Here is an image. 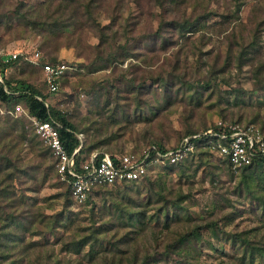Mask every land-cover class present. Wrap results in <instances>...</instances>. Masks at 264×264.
<instances>
[{
  "label": "rangeland",
  "instance_id": "obj_1",
  "mask_svg": "<svg viewBox=\"0 0 264 264\" xmlns=\"http://www.w3.org/2000/svg\"><path fill=\"white\" fill-rule=\"evenodd\" d=\"M84 2L52 13L46 0H0V51L20 53L4 75L63 112L82 158L171 147L217 118L264 128V0ZM198 17L193 31L179 25ZM33 50L73 66L56 92L22 58ZM9 108L0 104V147L17 171L0 176L14 191L0 195V264H264V166L235 173L203 152L77 204L31 119Z\"/></svg>",
  "mask_w": 264,
  "mask_h": 264
},
{
  "label": "built area",
  "instance_id": "obj_2",
  "mask_svg": "<svg viewBox=\"0 0 264 264\" xmlns=\"http://www.w3.org/2000/svg\"><path fill=\"white\" fill-rule=\"evenodd\" d=\"M19 57L18 51H0L1 61ZM22 58L39 66L48 93L56 92L62 76L68 69L73 68L61 60L47 61L38 50L25 53ZM45 104L47 105L46 101ZM11 112L26 114V108L16 104ZM30 119L34 132L54 159L55 177L67 184L71 200L77 204L85 201L96 186L140 180L156 167L199 153L216 156L235 173L254 158L264 156V132L257 125L217 118L202 131L184 135L175 146L160 149L151 144L137 152L123 151L112 155L105 151L92 150L85 158L81 156L77 162L75 154L81 143L68 153L59 139L57 123L34 117ZM77 137L81 139V135L78 134Z\"/></svg>",
  "mask_w": 264,
  "mask_h": 264
},
{
  "label": "trees",
  "instance_id": "obj_3",
  "mask_svg": "<svg viewBox=\"0 0 264 264\" xmlns=\"http://www.w3.org/2000/svg\"><path fill=\"white\" fill-rule=\"evenodd\" d=\"M164 1L176 2V0H154V2L158 5L162 4V2H164ZM94 2H96V0H87V2L86 3L84 2V3L86 5L91 6V4H93ZM53 3H55L56 6H55V11H52V13L63 12V10L67 9L72 3H73L72 6L74 8L73 12L76 13L77 9H79V6H81V4L83 3V0H46V7L50 8V6H52ZM23 5H24L23 1H19V3L17 4V7L19 8ZM208 12L209 11H207V13ZM207 13H205L203 15V18H208ZM51 20L57 21V20H60V17H58L57 19H51ZM201 20H202V18H199V17L195 18V19L184 18L182 23L179 25L181 26V28H183L187 31H193V30H195L196 26H198V24L200 23ZM162 23H164V21H162ZM175 23H176V21L173 20L170 22V25L175 24ZM104 28H105L104 25L103 26L100 25V27L98 28L99 29V42H103L105 39L104 31H103ZM156 34L158 35L157 32H156ZM46 60L50 61V62L59 61L57 59L56 60L46 59ZM12 64H13L12 60H7V61H1L0 60V77H1V80H0V104L3 106H10V108H9V110H10V109H13L15 107V105L19 103V100L22 99V101L24 102V107L26 108V114H24V115L28 116L29 118L34 117L38 120H51V121H54L55 123H57L58 125L56 126V128L58 131L59 139H60L64 149L68 153H71L73 151V149L78 147L79 144L81 143V146L79 147V149L77 150V152L75 154V158L78 162V160L82 156L81 154L83 152V145H82V140L77 137V135L80 133H78L76 131L74 124L64 116L62 111H60L56 107L51 106L49 104L46 105L45 104V96L36 87L32 86L30 83H28L24 79H19V78L8 79V78H6V76L4 75L5 71ZM239 64H243V61H239ZM33 66L39 68V66H37V65H33ZM64 75L62 76V78L64 77ZM233 121H235V120H233ZM246 123H252V122H246ZM252 124H255V123H252ZM255 125H257V124H255ZM207 126L184 132L177 139L176 143L172 146H175L177 144V142L184 135H188V134H192L195 132L202 131ZM257 126L264 132L263 127H261L259 125H257ZM21 131H22V138H24L25 130L23 129V124L21 127ZM151 144L158 146L160 149H163L165 147L164 145H162L160 143H156V142L149 143V145H151ZM0 150H1V152H0V176H1V179L4 182H6V181H9L10 179H12L14 177V174H16L15 172L17 171V167L16 166L13 167V164L10 160V157H8V155H7L8 151L10 150L9 146H7V144H3V145H1ZM47 150L49 152L48 148H47ZM92 150H97V149H92ZM105 152H108L111 155L114 153H118V152H109V151H105ZM133 152H136V151H133ZM43 154H44L43 152L39 154L42 159H43ZM49 154H50V152H49ZM182 161H184V160H181V161H178V162H175L172 164H166L164 166L168 167V166L176 165V164L181 163ZM257 165L258 166H264V156H259V157L254 158L250 163L242 166L240 168L239 172L244 171V170H246L252 166H257ZM145 178L146 177H143L142 179H145ZM127 182H133V181H124L121 183H127ZM106 186H110V185L96 186L93 188V191L98 189V188H102V187H106ZM66 187H67L66 188L67 195L71 199L67 184H66ZM10 191H12V192L7 191L6 189H0V192H1L0 195L2 196V198H5V199L10 198L11 195L12 196L14 195L13 188H12V190L10 189ZM90 195L87 196L85 201L89 198ZM85 201H83L82 203H84ZM188 234L189 233L182 235L180 237V240L187 238Z\"/></svg>",
  "mask_w": 264,
  "mask_h": 264
},
{
  "label": "crops",
  "instance_id": "obj_4",
  "mask_svg": "<svg viewBox=\"0 0 264 264\" xmlns=\"http://www.w3.org/2000/svg\"><path fill=\"white\" fill-rule=\"evenodd\" d=\"M163 167V166H162Z\"/></svg>",
  "mask_w": 264,
  "mask_h": 264
}]
</instances>
